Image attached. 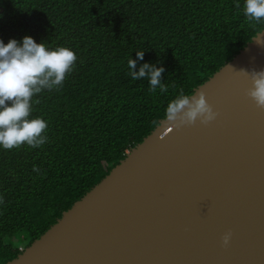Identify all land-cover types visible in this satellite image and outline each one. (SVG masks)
<instances>
[{"label": "trees", "instance_id": "16d2710c", "mask_svg": "<svg viewBox=\"0 0 264 264\" xmlns=\"http://www.w3.org/2000/svg\"><path fill=\"white\" fill-rule=\"evenodd\" d=\"M240 7L237 8L236 5ZM245 0H0V40L31 36L77 55L60 90L33 97L39 148L0 147V264L34 243L259 32ZM137 51H145L144 59ZM163 67L161 93L132 80L128 61ZM39 100V103H35ZM36 166L39 172L33 171Z\"/></svg>", "mask_w": 264, "mask_h": 264}, {"label": "water", "instance_id": "95a60500", "mask_svg": "<svg viewBox=\"0 0 264 264\" xmlns=\"http://www.w3.org/2000/svg\"><path fill=\"white\" fill-rule=\"evenodd\" d=\"M257 39L191 95L214 120H160L8 264H264V109L238 72L264 70Z\"/></svg>", "mask_w": 264, "mask_h": 264}, {"label": "clouds", "instance_id": "9594fccd", "mask_svg": "<svg viewBox=\"0 0 264 264\" xmlns=\"http://www.w3.org/2000/svg\"><path fill=\"white\" fill-rule=\"evenodd\" d=\"M244 15L249 23L264 21V0H245ZM256 42L264 45V40L257 39ZM144 54L145 51H137L138 59L142 61ZM76 61L73 50L67 47L49 49L45 42L37 43L31 36L24 37L22 43L11 39L5 44L0 40V147L12 150L26 144L35 149L47 142V122L39 117L30 118L33 97L44 90H60ZM128 68L132 80H148L149 91L155 92L157 87L162 94L168 91L167 85L161 82L163 67L144 63L137 72V61L130 59ZM238 72L251 81L247 95L258 108L264 109V70L248 72L241 69ZM35 103L38 104L39 100ZM217 115L203 91L188 96L181 90L166 109V118L172 122L179 119L181 123L191 124L200 118L207 124ZM33 171L39 172L40 169L34 166ZM230 236V233L224 236L225 245Z\"/></svg>", "mask_w": 264, "mask_h": 264}]
</instances>
